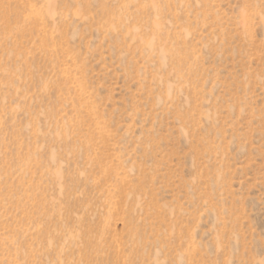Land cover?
I'll return each mask as SVG.
<instances>
[{
    "label": "rangeland",
    "instance_id": "1",
    "mask_svg": "<svg viewBox=\"0 0 264 264\" xmlns=\"http://www.w3.org/2000/svg\"><path fill=\"white\" fill-rule=\"evenodd\" d=\"M0 264H264V0H0Z\"/></svg>",
    "mask_w": 264,
    "mask_h": 264
}]
</instances>
